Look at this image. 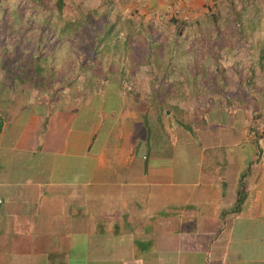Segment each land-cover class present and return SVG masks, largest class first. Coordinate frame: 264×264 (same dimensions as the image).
<instances>
[{
	"label": "crops",
	"instance_id": "1",
	"mask_svg": "<svg viewBox=\"0 0 264 264\" xmlns=\"http://www.w3.org/2000/svg\"><path fill=\"white\" fill-rule=\"evenodd\" d=\"M0 27L113 61L74 96L0 48V264H264V0L0 1Z\"/></svg>",
	"mask_w": 264,
	"mask_h": 264
},
{
	"label": "rangeland",
	"instance_id": "2",
	"mask_svg": "<svg viewBox=\"0 0 264 264\" xmlns=\"http://www.w3.org/2000/svg\"><path fill=\"white\" fill-rule=\"evenodd\" d=\"M4 2H10L11 4L16 3L17 1L24 2L26 4L29 3H39L41 0H0ZM48 1V0H47ZM48 3V2H46ZM35 15V14H34ZM12 29L16 30V28H11L9 33V42H5L4 40H0V48H2V52L6 54V47L8 48L9 59L3 61L8 63V70H7V78H11L14 80V74L18 68L24 67V69H19V71L23 74L19 75V81H21L22 77H25V83H34V84H41L44 86L56 85L60 84L63 81H67L68 83L71 82L73 85L74 96H77V91L82 86V84L87 83V80H92V78H96L95 74L98 72L97 65L100 62L101 53L97 52V45L93 48L92 44H88L86 42H76L73 46L72 55H74L75 62L73 65L72 74L70 72L60 70L64 65L67 66L71 63L70 59L64 58L65 52L63 51L64 44H59L60 46L57 48L56 57L57 58H47L44 59V56L51 53L50 48L53 47L55 44L54 42H44V43H37L33 35H30L33 31V28L27 29L25 28L28 33V36H24L23 39L19 37V35L13 31ZM23 29V28H22ZM1 30V27H0ZM21 30V29H20ZM4 33V32H3ZM0 36H5L4 34ZM39 44V46H38ZM38 47V48H37ZM61 48V49H60ZM93 49L95 51H93ZM52 54L51 56H53ZM36 62V63H35ZM34 63L36 66H40V71L34 70ZM13 69V70H10ZM32 72V75L29 77ZM96 72V73H95ZM66 73V74H65ZM102 77V76H101ZM66 78V79H65ZM71 78V79H70ZM97 80V78H96ZM192 127L188 130L192 131ZM260 129H264V123L260 126Z\"/></svg>",
	"mask_w": 264,
	"mask_h": 264
},
{
	"label": "trees",
	"instance_id": "3",
	"mask_svg": "<svg viewBox=\"0 0 264 264\" xmlns=\"http://www.w3.org/2000/svg\"><path fill=\"white\" fill-rule=\"evenodd\" d=\"M22 3H24V2H22ZM26 14H27V17L28 18H33L34 16L32 15V12H29V11H26ZM35 18V17H34ZM32 27H29V28H27V29H31ZM96 30H97V28H95ZM69 30L71 31V32H73L74 33V35L76 34V33H80V31H82V32H87L88 31V28H86V27H84V26H81V27H78V26H75V24H73V26H69ZM109 32H106L105 34H108ZM38 46H39V44H38ZM73 46H74V44H73ZM92 46H93V48H95V45L94 44H92ZM100 62H98V65H97V69H98V72H97V76H98V78L100 77L101 78V75H102V67L103 66H105V67H108V70L111 72V70H112V67H113V61L112 60H106V59H104V58H100V60H99ZM74 62H75V58L73 57L72 59H71V63L70 64H68L67 66H70V65H74ZM36 63V62H35ZM106 63V64H105ZM35 70L36 71H40L39 70V68H41L40 66H36V64H35ZM254 130L255 131H257L255 128H254Z\"/></svg>",
	"mask_w": 264,
	"mask_h": 264
},
{
	"label": "built area",
	"instance_id": "4",
	"mask_svg": "<svg viewBox=\"0 0 264 264\" xmlns=\"http://www.w3.org/2000/svg\"><path fill=\"white\" fill-rule=\"evenodd\" d=\"M2 203V199L0 198V204Z\"/></svg>",
	"mask_w": 264,
	"mask_h": 264
}]
</instances>
